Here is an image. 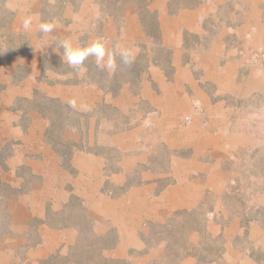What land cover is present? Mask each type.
Segmentation results:
<instances>
[{
  "label": "crops",
  "instance_id": "0c3cea01",
  "mask_svg": "<svg viewBox=\"0 0 264 264\" xmlns=\"http://www.w3.org/2000/svg\"><path fill=\"white\" fill-rule=\"evenodd\" d=\"M6 1L17 11L13 27L26 33L27 42L13 54L3 52L0 60V217L7 220L0 226V255L25 252L35 262L49 260L66 236L77 235L75 226L61 218L73 198L84 202L85 192L91 195L88 210L99 218L104 212L121 230L134 225L141 239L166 214L195 210L207 201L206 191L224 193L227 180L237 178L253 180L237 189L246 196L250 215L238 213L225 225L249 233L226 235L230 248L220 261L259 264L257 253L264 249V66L256 51L264 49V0H122L118 10L105 4L89 11L90 42L101 36L110 48L118 43L130 47L134 61L160 45L169 52L165 62L174 67L169 77L161 68H150L151 78L128 75L116 88L110 80L120 76L101 70L94 57L97 76L85 63V71L78 72L61 62L57 52L63 53L64 40L90 43L78 41L82 35L73 24L67 33L58 32L66 14L61 21L43 18L46 0ZM27 16L33 18L29 30L23 28ZM44 21L55 22L51 33L39 30ZM117 32L124 39L116 40ZM133 106L140 113L135 126L128 116ZM57 111L80 121L60 128ZM105 120L119 126L104 127ZM83 122L84 130L93 132L89 149L56 134ZM98 130L109 133L97 142ZM61 142L73 143L72 151H63ZM106 173H113L118 184L112 196L99 197L101 186L94 179Z\"/></svg>",
  "mask_w": 264,
  "mask_h": 264
},
{
  "label": "rangeland",
  "instance_id": "374dc122",
  "mask_svg": "<svg viewBox=\"0 0 264 264\" xmlns=\"http://www.w3.org/2000/svg\"><path fill=\"white\" fill-rule=\"evenodd\" d=\"M46 1L42 8L46 12L43 18L49 19L52 16H56L61 21L63 15L66 14L68 18H65V23H63V27L58 32L63 33L64 31V33H67L70 28L68 26L73 24V26L71 25L72 29L79 28L76 32L79 31L82 35L78 37V41L86 44L90 42V38H93L91 16H88L89 11L91 12L94 9L100 11L105 4L118 10L122 5L119 3L122 0ZM16 12L15 8L10 7L6 0H0V60L3 52L13 54L19 51L21 47L25 48L26 46V33L23 36V33H19L13 27V19L17 14ZM119 23H121L120 19L116 20V25H119ZM97 27L98 31L102 32V28ZM120 31L124 32L123 30ZM121 37L124 39V35L117 32L116 40L119 41ZM160 46L152 52H143L142 56L134 61L135 64L131 63L129 66L121 63L119 57H117L118 66L114 77L116 79L117 76H120V80L115 82L110 80L109 86L116 88V86L121 85L122 80L128 79L129 76L131 78L138 77L140 73L142 75L148 74V77L151 78L150 68H153V70L158 68L159 71L162 69L166 71L169 77L174 72V67L166 65L165 61L168 59L169 52ZM91 58L89 57L85 61V65L90 67V70H94L97 76L96 68L98 67L95 66ZM157 60H162V63H160L161 67L150 66L151 62H157ZM99 76H101V73ZM136 88L137 84H135ZM139 104L141 103L138 102V107ZM56 107L54 103L52 112H54ZM138 107L135 108L133 106L128 110L130 112L128 116L133 126L136 123L137 125L139 124L140 113L138 112ZM57 113L54 118L55 121L62 123L60 128H65L66 126L64 125L68 122L80 121L79 119H74L73 115H71L72 117L66 116L67 111H57ZM81 126H73L76 130L70 127L68 129L67 126V130L64 128L60 129L62 132L56 134L60 138H62L61 133H64L65 137L69 135V138L77 140L78 147L83 148L87 145L85 149H89L93 143V132L84 130V122ZM102 126H114L113 128H115L119 126V123L116 124L105 120ZM55 131H58V129ZM108 133L109 131L106 130L96 131V141L98 142L99 138L107 136ZM71 144L73 145V143L61 142V149L68 154L73 149ZM93 148L100 151L99 146L96 144ZM103 151L104 156H106V152L109 149L104 147ZM112 154L116 157V153L113 152ZM107 158L111 161L109 156ZM111 159L114 160L113 158ZM235 174L232 173V175ZM252 181L251 179L229 178L227 180V190L224 193L215 191L212 194L210 190L209 192L206 191L205 197L207 201L204 204H199L193 211H178L173 214H166L162 217L163 222L152 226L148 233L149 235L146 236L145 234L141 239L135 234L137 228L134 225H131L126 230H121L120 227L114 226L112 220L104 218L108 217V215L103 217L104 212L101 211V218H99L97 211L88 210L85 206L91 195L86 192L85 195L81 193V196L85 199L84 202L81 201V198H73V201L67 204L66 210L62 213L63 219L61 218L62 223L67 222L68 226H75L77 235L66 236V242L60 243L59 251L54 253L49 260L38 263L26 257L25 252H20L18 253L20 256H9L8 258L0 255V264H223L220 259L224 252L230 248L227 239H225L226 235L240 236V233H243L242 235H248L246 233H249L248 228L229 227L225 224H229L230 219L238 213H249L250 215L249 205L246 207L245 204L246 196L237 191V189L251 184ZM94 182L99 183L101 186L98 190L99 197L112 196L113 191L111 192V190L118 184V181L113 177V173H106L105 176L94 179ZM89 188L90 191H95L92 183L89 184ZM220 207H225L226 211H221ZM226 213L229 216L228 219ZM260 213L264 214V211H260ZM6 221L5 218L0 217V226H4ZM124 234H128V237L121 241V237ZM69 238L71 242H67ZM257 256H259V264H264V249L258 250Z\"/></svg>",
  "mask_w": 264,
  "mask_h": 264
},
{
  "label": "clouds",
  "instance_id": "9594fccd",
  "mask_svg": "<svg viewBox=\"0 0 264 264\" xmlns=\"http://www.w3.org/2000/svg\"><path fill=\"white\" fill-rule=\"evenodd\" d=\"M33 18L27 16L23 21V28L29 30L32 26ZM39 30L42 33H51L54 30L55 22L44 21L39 23ZM109 40L106 38H97L96 40L84 46L75 45L71 40L62 42L63 53H59L62 63H67L78 72L85 71L84 63L87 58L94 57L96 65L101 69H106L110 73L117 69V57L123 64H131L135 59V50L130 47H124L116 44L109 47ZM72 107L76 106V101H70Z\"/></svg>",
  "mask_w": 264,
  "mask_h": 264
},
{
  "label": "built area",
  "instance_id": "2783aa9c",
  "mask_svg": "<svg viewBox=\"0 0 264 264\" xmlns=\"http://www.w3.org/2000/svg\"><path fill=\"white\" fill-rule=\"evenodd\" d=\"M256 56H257L258 60L260 61V63H262V65L264 66V49L257 50Z\"/></svg>",
  "mask_w": 264,
  "mask_h": 264
}]
</instances>
